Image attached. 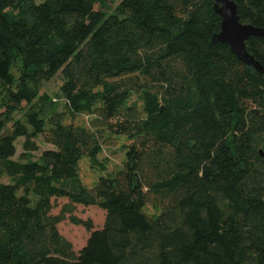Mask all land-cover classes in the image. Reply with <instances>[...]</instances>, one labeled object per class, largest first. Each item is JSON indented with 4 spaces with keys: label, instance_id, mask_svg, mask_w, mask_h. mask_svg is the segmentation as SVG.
<instances>
[{
    "label": "trees",
    "instance_id": "1",
    "mask_svg": "<svg viewBox=\"0 0 264 264\" xmlns=\"http://www.w3.org/2000/svg\"><path fill=\"white\" fill-rule=\"evenodd\" d=\"M235 1L264 29V0ZM214 4L0 0V264H264V75L212 41ZM245 45L264 66V36ZM56 77L63 106L41 91ZM122 137L88 187L80 159ZM75 204L106 212L70 215L78 251L58 228Z\"/></svg>",
    "mask_w": 264,
    "mask_h": 264
},
{
    "label": "rangeland",
    "instance_id": "2",
    "mask_svg": "<svg viewBox=\"0 0 264 264\" xmlns=\"http://www.w3.org/2000/svg\"><path fill=\"white\" fill-rule=\"evenodd\" d=\"M61 83V79L56 77L51 81L44 83L41 91L49 93L52 98L56 99L55 102H57L60 106H63L64 100L59 95ZM24 104L25 103H23V105ZM75 121L88 122L89 120L87 117L80 116L76 118ZM122 138V140H109V143L107 142L103 146V151L98 156V162L91 160L87 156H84L80 159V176L84 184H86L88 187H93L100 175H106V172L111 173L122 164L123 160L125 159V151L122 145L124 142H126L125 138ZM37 142L40 148L33 153L34 158H38L44 149L52 148V145L44 143L40 137L37 139ZM22 143L23 138L18 139L17 153L15 156L16 159L19 158L20 153L23 151ZM103 161L105 163V168L103 167ZM52 201L54 203V208L52 211L54 214L59 213L62 207L69 203V199L65 197H53ZM73 207V212L67 213L66 219L58 224V228L61 234L64 235L70 242H72L74 249L78 251L86 244L90 235V231L82 224L73 223L69 218L70 215H75L83 220H90L93 224V229H97L103 227L106 212L100 207L94 205L84 206L81 204H75ZM144 209L148 213H155V209H153L150 205H147Z\"/></svg>",
    "mask_w": 264,
    "mask_h": 264
},
{
    "label": "water",
    "instance_id": "3",
    "mask_svg": "<svg viewBox=\"0 0 264 264\" xmlns=\"http://www.w3.org/2000/svg\"><path fill=\"white\" fill-rule=\"evenodd\" d=\"M214 9L221 16V29L212 36V41L227 43L231 51L255 73L264 75V66L246 49L245 42L250 36H264V29L243 23L238 15L235 0H215ZM264 157V152L259 151Z\"/></svg>",
    "mask_w": 264,
    "mask_h": 264
}]
</instances>
